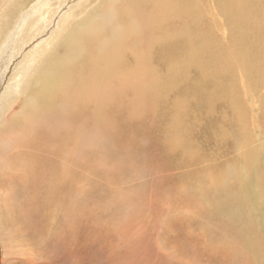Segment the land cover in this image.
Here are the masks:
<instances>
[{
    "label": "rangeland",
    "instance_id": "obj_1",
    "mask_svg": "<svg viewBox=\"0 0 264 264\" xmlns=\"http://www.w3.org/2000/svg\"><path fill=\"white\" fill-rule=\"evenodd\" d=\"M79 1L27 0L16 8L0 40V98L23 55ZM189 3L192 16L167 19L146 41L143 55L152 75L138 78L139 86L130 81L127 96L110 97L99 110L100 137L81 130L79 145L77 130L74 156L30 140L7 151L41 166L69 164L78 156L66 170L79 187L54 195L60 202L75 198L71 218L58 213L57 234L44 223L41 202L50 206V196L27 203L31 229L25 235L40 237L35 264H154L156 254V264H264V0ZM100 5L87 0L81 8ZM126 54L123 62L136 67V54ZM5 170L0 161V191L13 183L16 192L30 188L27 179ZM138 189L146 200L137 206L144 208L120 201ZM16 203L9 217L19 222ZM135 214L142 234L127 231ZM121 230L141 239L134 250L121 240ZM7 262L23 264L4 258L0 249V264Z\"/></svg>",
    "mask_w": 264,
    "mask_h": 264
},
{
    "label": "bare ground",
    "instance_id": "obj_2",
    "mask_svg": "<svg viewBox=\"0 0 264 264\" xmlns=\"http://www.w3.org/2000/svg\"><path fill=\"white\" fill-rule=\"evenodd\" d=\"M26 1L0 0V40L5 34L4 31L12 23L15 14ZM83 1L85 0L71 5L50 36L42 44L38 43L31 51L23 55L21 65L12 75L6 91L0 98V161L4 163V168H7L5 171H8L9 167L15 171V175L19 174L27 179L30 184L28 186L32 189L24 187L22 191L16 192V183H13L15 187L1 189L0 249L4 258L12 260L17 258L23 264L37 262L39 250L37 246L40 241L38 235H36V241L33 237L28 238L25 235V232L31 229L26 224L30 223L26 215L27 211H30L27 203L35 205L36 202L33 203V200L41 199L44 193L50 196L52 200L50 206L45 198L43 199L45 202H41L46 207L45 222H43L57 234L61 230L58 229L61 225L58 213L63 214L64 220L67 217L71 218L75 209V198L72 196L68 202L67 200L60 202L54 199V195L66 192L70 188L77 190L76 187H79L75 177L66 170L75 166L74 161L78 162V156L70 159L69 164H64V161L62 163L51 161L52 163L41 166L39 163L34 164L33 158L23 161L24 158H21L19 153L7 151L11 148L19 149V144L24 146L23 143L30 140L36 144L44 142L46 150L55 154L66 153L68 156H74L71 152L76 149L78 152L75 136L77 130H80L79 145L83 137L82 131L90 137L94 134L100 137L98 113L110 102L107 99L111 97L110 100L113 102L112 100L116 97L127 96L123 93L131 88L124 85L130 81L138 82L137 79L142 76L148 78L146 75L149 74L150 69H154V67L149 69L146 55H143L146 41L158 36L155 34L157 29L163 26L167 19L169 21L172 18H181L184 14L188 19L194 10L188 7L189 0H100L101 5L95 6L92 10H83L81 6L87 0ZM53 12V8L49 10L50 14ZM41 31L40 29L38 33ZM20 42L24 44L23 41ZM190 42L191 38L187 41L189 46ZM20 44L18 43V47ZM127 52L136 54H132L136 67H133L130 62H123L122 58ZM110 68L113 69L110 70ZM153 74H156L155 71ZM145 77L141 81L150 82L149 79L145 81ZM136 84L139 86L143 82ZM16 105H18L17 108ZM92 118L94 121L91 122ZM20 155L32 157L28 154ZM80 161H82L81 158ZM101 164L104 165V162H100V167H102ZM17 179L21 181L19 177ZM141 192L143 190L134 192L136 195L124 192L119 199L127 203L135 201L137 206L142 204L144 199L146 200ZM13 203L22 210L21 214L17 215L19 222L14 220L16 217L14 219L9 217ZM59 205L60 207L57 208ZM142 208L144 207L138 209ZM138 216L139 214H135L129 218L131 226L127 229L129 232L135 231L136 235L142 234L140 228L142 226L136 223V219L139 220ZM127 231L121 230V240L123 239L126 247L131 251L141 239ZM156 259H159L157 254ZM13 264L18 263L13 262Z\"/></svg>",
    "mask_w": 264,
    "mask_h": 264
}]
</instances>
